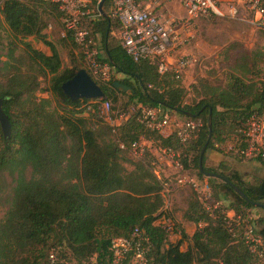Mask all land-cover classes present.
Returning a JSON list of instances; mask_svg holds the SVG:
<instances>
[{"label": "trees", "instance_id": "16d2710c", "mask_svg": "<svg viewBox=\"0 0 264 264\" xmlns=\"http://www.w3.org/2000/svg\"><path fill=\"white\" fill-rule=\"evenodd\" d=\"M47 7L56 9L43 0H2L0 5V31L8 30L12 36L4 52L0 39V57H5L0 60V97L10 124L7 138L0 128V172L10 174L14 182L10 205L0 219V264H52L50 254L55 256L54 263L107 264L110 239L129 236L134 228L148 239L145 264H257L260 256L249 250L242 233L249 224L264 240V214L247 218L244 211L254 207L264 211V207L253 204H264V174L247 182L237 171L225 174L222 169L226 165H203V170H199L197 162L207 136L208 106L212 110V137L206 149H217L215 140L227 126L237 133L235 151L241 156L238 150L245 145V136L240 130L246 119L252 114L264 116V68L263 77L254 79L262 71L255 59L262 56L264 64V53L242 54L249 64L235 62L232 66L240 75L229 74L224 85H203L205 94L187 104L183 102L186 89L180 80L170 72L158 74L149 59L133 61L118 40L110 39L112 25L118 27L119 23L102 10L89 22L90 37H99V59L123 77L111 76L108 83H99L104 92L101 98L71 100L62 92L61 84L77 68L60 69L59 54L45 39L40 16ZM18 34H33L49 46L51 54L22 42ZM16 40L23 45L24 57L13 53ZM45 73L52 74L49 90L58 98L59 112L50 109L48 98L36 96L39 77ZM246 73L251 76L246 77ZM114 81L130 86V93H121ZM118 94L129 100L125 110L129 103L157 106L182 119L200 118L201 125L184 144L178 142L173 132L145 128L135 114L113 130L103 123L98 111L101 102H116ZM111 109L124 111V107L113 105ZM83 112L107 126L111 139L92 130L87 125L88 118L75 114ZM141 140L160 148L179 149L183 169H193L197 178L205 180L214 199L226 196V205L208 212L192 191L183 212L184 219L197 225L190 237L175 227L180 239L167 244L169 232L162 223H156L163 214L165 182L152 170L149 160L143 157L131 170L123 165L122 152L130 151L131 142ZM120 143L125 147L120 148ZM141 154L151 157L145 146ZM247 158L264 165L258 157ZM227 211L233 212L230 219L225 216ZM227 220L231 222V232ZM183 240L188 241L185 250L180 247ZM130 258L131 254L122 264H130Z\"/></svg>", "mask_w": 264, "mask_h": 264}, {"label": "built area", "instance_id": "2783aa9c", "mask_svg": "<svg viewBox=\"0 0 264 264\" xmlns=\"http://www.w3.org/2000/svg\"><path fill=\"white\" fill-rule=\"evenodd\" d=\"M53 4L60 13L64 31L72 42L79 48L85 69L88 74L99 83H108L111 78L109 65L99 59L100 51L96 41L90 37L88 25L98 13L104 10L107 4L108 15L119 23L117 27L118 41L123 50L133 61L149 59L154 62L158 74L170 72L174 79L181 80L185 69L192 63L190 55L177 53L181 48L190 45L197 36L195 19L199 17H236L237 6L231 2L223 4L218 0H108L101 4V0H43ZM175 2L183 9V14L168 12L167 6ZM245 7L252 13L253 23L264 29V0H242ZM224 9V10H223ZM91 100V99H90ZM94 100V99H92ZM132 111H117L103 119L114 128L135 114L136 120L145 128L159 132H173L180 144L186 143L193 137L201 125L200 118L182 119L174 117L170 112L160 107L134 104ZM99 108L107 111L110 108L108 101L101 102ZM99 114V111H98ZM121 122V123H122ZM245 136V145L238 153L247 157H258L264 160V116L250 115L240 130ZM143 141L131 142L129 149L142 153ZM120 148L125 146L120 143ZM176 170V177L172 185L164 183L162 194L164 196L163 212L168 209L167 199L175 188L188 186L194 191L197 199L205 211L211 212L221 206L215 200L210 186L206 181L191 176L183 169L179 149L171 147H157ZM156 174V173H155ZM225 216L230 219L228 212ZM165 229L172 231V224L164 223ZM201 226V223H199ZM228 230L231 232V222L227 220ZM242 237L251 252L262 256L264 249L260 237L254 232L252 226H247ZM110 258L107 264H122L131 254L130 264H145L148 251V239L140 230L134 228L129 236H116L109 242ZM52 264H68L55 262V256H48ZM77 264V263H70Z\"/></svg>", "mask_w": 264, "mask_h": 264}, {"label": "rangeland", "instance_id": "374dc122", "mask_svg": "<svg viewBox=\"0 0 264 264\" xmlns=\"http://www.w3.org/2000/svg\"><path fill=\"white\" fill-rule=\"evenodd\" d=\"M221 5L223 4L224 9L226 8L227 0H218ZM2 0H0L1 5ZM108 2V1H107ZM49 9V10H48ZM108 9L107 4L104 6V10ZM223 9V10H224ZM41 24H42V30L45 34V39L49 41L53 46L56 48L59 58L61 61V69L65 67H71L75 66L78 68H84V61L82 58V55L77 48V46L72 42V40L66 35L64 31L63 22L61 20L60 13L57 11V9L52 10L49 7L46 8V10L42 11L41 13ZM252 13L247 9L244 10V13H237L236 17H214L210 16L207 18H196L195 21V28L197 30V35L199 36L200 41L207 47H210L214 49L212 53H207L206 55H203L202 59H200V68L198 69V74L195 76L196 82L192 84L195 87H192V85H188L187 87L185 84L183 87L186 89L185 94L183 96V102L187 104H192L196 100L199 99V97L203 94H205L204 88L202 87L205 84H210L214 86L218 85H224L226 79L228 78V75L231 73H235L240 75L241 72L239 70H233L232 66H234L235 62L238 63H244L248 62L249 60H245L242 58V54L248 53L250 51H255L257 53H264V29L256 26L252 21ZM114 21V20H113ZM115 23V21L113 22ZM45 30V31H44ZM96 36V44L98 46L99 51L100 49V40L97 35ZM18 37L22 40V42H28L31 44V40L33 38H36L33 36V34H25V36H22V34H18ZM118 34H117V27L115 25H112V31L110 33V39L112 41L118 40ZM0 39L2 40L3 49L2 52L5 51L6 48V42L12 39L11 34L8 32V30H1L0 31ZM37 39V38H36ZM16 44V45H15ZM15 51L13 52L16 56H23V45L19 43L18 40L14 43ZM44 46L49 49V46L44 44ZM102 54V53H101ZM5 57H0V60H4ZM262 56H259L255 59V64L257 68L261 69L262 71L257 74L254 79L263 77V68L264 64L261 61ZM52 74L45 73L41 77H39L40 85L38 90L36 91L37 97H45L48 98L50 101V109H56L61 111L60 105L58 104V98L54 96L50 90H49V83H50V77ZM111 76L115 78H122L123 75H118L117 73L111 71ZM246 77H250V74L245 75ZM93 79V78H92ZM95 80V79H93ZM96 83L99 84L97 80H95ZM130 82H133L132 79H130ZM181 84V82L179 81ZM182 85V84H181ZM196 89V90H195ZM120 91V90H119ZM123 93L122 91H120ZM130 92H126L128 94ZM110 108L105 111L101 108H99V117L102 119L103 123L112 126L107 120L105 121L103 117L105 118L106 115H109L112 117L113 114L117 112V109L112 110L111 105L113 106H119L124 107L123 110H125V105L128 104V98L126 95L118 94V98L116 102H113L109 99ZM135 106L134 104L128 105L126 108L127 111H132V107ZM79 116H84L87 119V125L92 129L98 132L102 135L104 138H110L111 134L109 132V129L107 126H105L103 123L99 121V119H95L92 117V115L89 112H83L81 113H75ZM172 116H175L178 118V115L175 113H170ZM180 117V116H179ZM114 117H112L113 119ZM99 121V122H97ZM119 123L122 122V120H117ZM234 128H227V126L223 129V133L220 135L218 140H215L216 142V148H208L205 149V151L209 154L211 151H215L217 154L223 155L227 157V168L222 169L225 174H230L231 170H236L239 172L241 178L247 182H254L256 178H258L261 174H263V166L262 163L259 160L256 159H249L245 157L239 156L235 149H236V138L237 133L233 130ZM167 132V131H164ZM212 137V136H211ZM211 139V138H210ZM216 139V138H215ZM219 139H222L219 141ZM143 142L141 145L146 147L148 151L151 154V157L147 154H141L139 152H133V151H123L122 152V158H123V165L127 170H131L133 168V164L140 160H149L152 166V170L156 173V175L167 185H172L174 182V177L176 176L174 165L170 162V160L161 153L160 150L157 149V154L154 155L153 151L154 148H157L155 144L153 143H146V140H142ZM150 143V148H148V144ZM153 151H152V150ZM204 151V154H205ZM208 156V155H207ZM206 156V158H207ZM143 157H145L143 159ZM206 164H208L206 162ZM204 165V160H203ZM212 168H217L216 165L209 166ZM187 171V170H186ZM187 174L191 176H195V171L193 169L186 172ZM202 180V179H201ZM205 181V180H203ZM215 184L219 183V180H214ZM209 184L212 187V184L209 182ZM14 185L13 177L8 174L7 172H0V219L4 216L5 211L8 209L12 197V187ZM213 189V188H212ZM175 193V191L173 192ZM192 195V189L188 191V195L185 196L184 199L179 198L178 201H174V196H170L167 199V206L169 210H171V218L173 219L176 215V211L181 210L180 205H178L180 202L183 203V206L185 205V202L189 200V197ZM215 200H218L221 202V205L224 206L228 203L225 196L216 198ZM172 207V208H171ZM247 213V218H256L257 216H260L264 214V211L260 208L254 207L248 210H244ZM229 212V211H227ZM232 217L233 215H229ZM239 216L237 217V220H239ZM242 220V219H241ZM246 222V221H244ZM247 226H250L249 224ZM245 226V228L247 227ZM174 231V228L172 229ZM262 247L264 249V240L260 239ZM175 241L171 237V239L167 241L168 243H174ZM188 241L185 240V243H182L181 250H185L187 248ZM94 259V258H92ZM92 261V260H91ZM257 264H264V253L262 256L258 258Z\"/></svg>", "mask_w": 264, "mask_h": 264}, {"label": "crops", "instance_id": "0c3cea01", "mask_svg": "<svg viewBox=\"0 0 264 264\" xmlns=\"http://www.w3.org/2000/svg\"><path fill=\"white\" fill-rule=\"evenodd\" d=\"M225 2H227V3L231 2V3L235 4L237 6L239 13L243 14L244 10H247V8L243 4L242 0H227ZM166 6H167L168 12H173L175 14H183L184 13L181 6L175 2H170ZM199 18H205V17H199ZM195 21H196V19H195ZM42 32H43V30H42ZM31 41H32L31 44L30 43L29 44L32 47L36 48L37 50L43 52L46 55L51 54L50 49H47L41 40L33 38ZM213 51H214V49L205 46L200 41L199 36L197 35L196 38L194 39V41L190 45L181 48L177 52L179 54L190 55L193 58L192 63L185 69V71L182 75V78L180 80L182 86L185 84V86L187 87L188 85H192L196 82L195 76L198 74V69L199 70L202 69V68H200L201 67L200 66L201 65L200 59H202L203 55H206L207 53H212ZM60 69H61V65H60ZM118 75L121 76V74H118ZM178 118H180L179 115H178ZM148 142H150V141H147L146 143H148ZM150 143L148 144V148H150V146H151ZM153 148L155 151H153L152 149L151 150L153 151V154L156 155L157 154V148H155V147H153ZM206 156H207V158H206ZM203 160H204V166L205 167L214 166V165L221 166L222 164L226 165V167H227V165H228L227 164V157L220 155V154H217L215 151H211V152H209V154L205 151V154L203 155ZM206 162L208 164H206ZM262 166L264 169L263 164H262ZM188 171L189 170H187L186 172H188ZM234 171H236V170H234ZM175 172H176V170H175ZM263 174H264V172H263ZM263 174H261L259 177H261ZM194 175H196V174H194ZM189 190H190V188L188 186H182L179 188H175L174 189L175 193H173L174 192L173 191L171 196L173 195L174 198H177V199H174V201L177 202L179 198L184 199L185 196L188 195ZM222 196H225V195L222 194ZM189 199H190V197H189ZM178 205H180V207H182V208H180L181 210L176 211V215L174 216L173 219L171 218V215H170L171 210H169V208H168L167 210H165L163 212L162 216H160V218L157 219L156 223H162V224H164L166 222L170 223V224H172V229L175 227H179L180 229H182L185 232V234L188 237H190L193 234V232L195 231L197 225L192 221H188V220L184 219V217H183V212L187 207V203L185 202V205L183 206V203L180 202ZM231 214L233 215V212L229 211L228 215H231ZM198 226H199V224H198ZM171 237L176 242L180 239V234H179V232H177L175 230L169 231L168 239L170 240ZM182 243H185V240H183ZM182 243H181V245H182Z\"/></svg>", "mask_w": 264, "mask_h": 264}, {"label": "water", "instance_id": "95a60500", "mask_svg": "<svg viewBox=\"0 0 264 264\" xmlns=\"http://www.w3.org/2000/svg\"><path fill=\"white\" fill-rule=\"evenodd\" d=\"M103 1L104 0H101L99 2V8ZM102 15L106 16L104 13H102ZM113 85L117 90H120L122 92L131 91L130 86L123 84L121 82L114 81ZM61 89L62 92L71 100H77L80 98L92 100V99L101 98L104 95V92L100 87V85L96 83L95 80L92 79V77L88 74V72L84 68L76 69L74 71V74L61 84ZM206 125H207V136L198 153L197 164L199 170H203V155L212 134V110L210 106H208ZM0 128L3 136L7 138L10 133V124L6 114L2 109L1 97H0ZM232 187L242 198L248 200L247 196L238 188V186L232 184ZM253 204L260 207H264V204H260L257 202H253Z\"/></svg>", "mask_w": 264, "mask_h": 264}]
</instances>
